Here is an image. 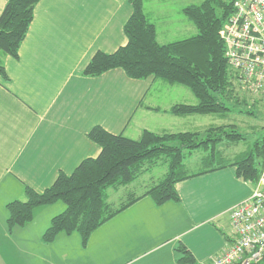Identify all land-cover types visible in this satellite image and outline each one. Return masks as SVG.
I'll use <instances>...</instances> for the list:
<instances>
[{
    "label": "crops",
    "instance_id": "1",
    "mask_svg": "<svg viewBox=\"0 0 264 264\" xmlns=\"http://www.w3.org/2000/svg\"><path fill=\"white\" fill-rule=\"evenodd\" d=\"M143 1L160 43L189 30L190 36L197 33L184 12L197 0ZM6 2L0 0V14ZM151 4L160 10L152 14ZM132 12L129 0H40L19 56H4L9 80L0 77V264H83L86 257V264L94 259L101 264H182L176 250L180 242L199 262L208 263L232 241L231 210L255 186L240 179L234 166L178 181L180 200L159 205L149 195L140 198L107 221L118 217L112 234L99 242H75L76 232L45 242L52 217L65 208L59 202L36 207L26 225L8 226L7 204L23 200L26 185L41 192L61 171L70 174L100 153V145L88 136L96 125L135 139L144 129L205 131L202 115L169 110L175 103H198L187 86L154 76L132 78L121 68L99 76L82 74L97 51L111 53L127 43L124 26ZM169 19L175 25L161 30L158 22ZM206 156L192 152L186 159L197 158L202 166L220 163Z\"/></svg>",
    "mask_w": 264,
    "mask_h": 264
},
{
    "label": "trees",
    "instance_id": "2",
    "mask_svg": "<svg viewBox=\"0 0 264 264\" xmlns=\"http://www.w3.org/2000/svg\"><path fill=\"white\" fill-rule=\"evenodd\" d=\"M39 1L7 0L0 14V77L6 80L9 76L3 58L6 55L19 56L20 45L28 33ZM129 2L133 12L124 26L127 43L111 53L97 51L86 64L83 75L99 76L121 68L132 78L154 76L169 84L187 86L198 103L172 105L169 110L180 116L216 114L224 117L230 112L226 100L235 106L246 102L244 93L239 94L237 90L241 89L231 81L233 74L220 35L234 12V0H203L200 4L185 7L184 12L196 26L197 33L168 43L158 41L156 24L145 13L144 1ZM247 111L252 113V109ZM88 136L100 145V153L84 159L70 174L61 171L54 183L41 192L26 185L25 198L7 204L9 228L29 223L36 207L62 202L65 208L52 217L44 231V241L53 242L60 233L78 232L86 245L95 230L146 195L159 205L180 200L176 188L178 181L228 166L236 168L240 179L256 183L264 166V137L257 138L250 147L226 156L230 144L246 140L234 124L211 125L204 132L144 129L136 139L96 125ZM199 148L208 150L206 159L210 157L211 163L216 157L220 163L188 171L187 154ZM160 161L168 164V171L159 182L143 194L130 190L128 199L121 201L118 207L112 204L110 189L118 191L128 187ZM176 250L179 263L212 264L199 262L182 242Z\"/></svg>",
    "mask_w": 264,
    "mask_h": 264
},
{
    "label": "built area",
    "instance_id": "3",
    "mask_svg": "<svg viewBox=\"0 0 264 264\" xmlns=\"http://www.w3.org/2000/svg\"><path fill=\"white\" fill-rule=\"evenodd\" d=\"M221 30L233 80L254 101L264 102V0H234ZM252 194L232 208L234 236L212 264L264 262V166Z\"/></svg>",
    "mask_w": 264,
    "mask_h": 264
},
{
    "label": "rangeland",
    "instance_id": "4",
    "mask_svg": "<svg viewBox=\"0 0 264 264\" xmlns=\"http://www.w3.org/2000/svg\"><path fill=\"white\" fill-rule=\"evenodd\" d=\"M229 1V0H226ZM197 2L200 4L201 0H197ZM153 4V3H152ZM152 4L150 6H148V10L150 12V10H152V14L155 12V10H160L159 6H157V4L153 5L152 8ZM194 5V4H193ZM187 7V6H186ZM164 9V7H163ZM218 12H220V9L218 8ZM151 15V17H153V15ZM188 16V15H187ZM152 20V18H150ZM159 26L162 27L161 30H168L170 29L172 26H174V22H171L169 19V22L166 23H159ZM190 30L188 34H185L184 36H179L181 38H170V41L173 40H178V39H183L185 37L190 36ZM230 73H231V69L229 68ZM163 80V79H160ZM233 80V78L231 79V81ZM232 82H235L234 80ZM238 93H244V97L246 98V102L245 103H240L241 105H237L235 106L232 101L230 102L229 100H226V104L227 106L230 107V112L227 116H220V115H216V114H208V115H202L201 118L204 119L205 124H206V128H209L211 125H222V124H234L236 128H238V130H240L245 136H246V140L237 143V144H227L230 147L228 148V150L232 149V151L234 150L235 152H238L241 149H246L247 147H250L253 142L259 138V137H264V102L262 101H254L252 96L250 94H247L241 90H237ZM242 96V95H241ZM247 109H252V113H248ZM193 115V114H191ZM232 146H235V148L233 149ZM220 147V145L218 146ZM194 155L197 156H202V155H206L208 150H205L203 148H199L196 149L194 151H192ZM229 153H232L230 151L226 152V156L229 155ZM185 163L187 165L188 171H196L200 168H202L204 165V163L200 162L197 158H189V159H185ZM168 171V164L164 163L163 161H160L157 165L152 166L146 173H144L142 176H140L137 180H135L133 183H131L128 187H122L120 188L118 191H116L115 189H110V198L109 200L112 202V204L115 207H118L121 201L127 200L129 197V191L133 190L136 191L137 193H140L142 191H144L145 189L149 188L150 186L154 185L155 183L159 182L160 179L165 175V173ZM58 206H63L64 208V204L62 202H59ZM118 218V217H117ZM116 218V219H117ZM116 219H114L111 222H107L104 223L103 225H101L97 230L95 235H91L92 237L91 240L93 242H99L102 238H104L105 236H108L110 234H112V230H114V226L116 224ZM78 235H75V242H77L76 240L80 239L82 240V237L80 236V234L78 232H76ZM64 237H60V238H66L67 234H63ZM73 240V237H69ZM71 240V242H72ZM91 241V242H92ZM70 242V244H71ZM61 245V243L59 244ZM56 248V245H53ZM78 246V245H77ZM64 247V245H63ZM63 247L61 246V248L63 249ZM73 250L74 249V244L72 247ZM60 246H59V252H60ZM46 252H49L48 249L46 250ZM72 258H74V254H76V251L73 253L72 250L70 251ZM84 253H86L84 251ZM78 257V254H77ZM71 258V260H72ZM86 260H88V257L83 259V264H86ZM58 264H67L64 261L63 262H57ZM56 263V264H57ZM102 262L97 261V260H93V264H101ZM37 264V263H36ZM44 264V263H41ZM46 264V263H45ZM70 264H72V261L70 262ZM259 264H264L263 263H259Z\"/></svg>",
    "mask_w": 264,
    "mask_h": 264
}]
</instances>
